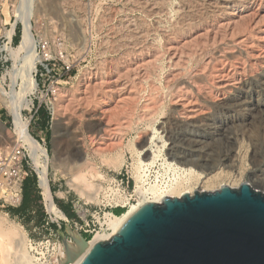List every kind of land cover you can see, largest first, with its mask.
Listing matches in <instances>:
<instances>
[{
  "label": "rangeland",
  "instance_id": "rangeland-1",
  "mask_svg": "<svg viewBox=\"0 0 264 264\" xmlns=\"http://www.w3.org/2000/svg\"><path fill=\"white\" fill-rule=\"evenodd\" d=\"M20 1L0 0V80L7 92L20 63L2 49L14 22L13 47L20 43L23 26L15 12ZM32 5L37 51L43 56L40 45L49 43L50 79L61 80L56 115L40 112L32 135L48 150L55 199L74 218L61 230L47 224L35 173L39 198L28 215H13L0 205L1 224L18 232L10 264H59L60 248L73 245L75 234L91 240L113 207L122 200L135 203L139 153L154 136L159 152L146 186L182 180L194 193L248 182L264 192V184L254 181L264 179V0H32ZM4 108L0 97V121L8 120L10 128L12 117ZM170 129L188 143L173 142ZM9 130L0 123V152L11 144ZM177 151L208 159L213 167L172 160L169 153ZM229 158L235 166L228 165ZM33 167L39 171L34 162ZM188 167L200 177L184 170ZM83 172L91 184L81 182ZM31 243L41 245L38 253ZM17 249L35 256L33 263Z\"/></svg>",
  "mask_w": 264,
  "mask_h": 264
},
{
  "label": "water",
  "instance_id": "water-1",
  "mask_svg": "<svg viewBox=\"0 0 264 264\" xmlns=\"http://www.w3.org/2000/svg\"><path fill=\"white\" fill-rule=\"evenodd\" d=\"M80 264H264V192L244 182L146 203Z\"/></svg>",
  "mask_w": 264,
  "mask_h": 264
},
{
  "label": "bare ground",
  "instance_id": "bare-ground-1",
  "mask_svg": "<svg viewBox=\"0 0 264 264\" xmlns=\"http://www.w3.org/2000/svg\"><path fill=\"white\" fill-rule=\"evenodd\" d=\"M20 2H18V3H20V5L17 6V8L15 9V12H16L18 19H20L23 23L22 40L16 47H13V46L8 47L9 54H10L11 58L17 64L20 63V66H17V68L15 70L16 72H14V73L12 72V78H11L12 84H11V89L9 92H7L4 88V81L0 80V97L3 101V103H5L8 106V108L10 109L12 114L14 115L16 128H15V131L11 132L12 133V136H10L11 143H12L13 135L15 133L16 136H19L21 139H23L29 145L33 162L36 165L37 169L39 168L41 186L44 189V193L47 195H50L51 194L50 180H49V172H48L49 170H48V163H47V161L49 159L48 150L46 148H44L43 145L30 133V131L28 130V123L22 117V115L20 113V109H22V107L24 105L27 106L29 103H31V99L29 98V96L32 92H34V90L37 86V81L35 78V71L38 68V64L43 59V56H41L37 51V40H36V37L34 34V25L32 22L33 15H34L32 0H29V2H28V0H21ZM15 26H16V24L14 22L12 24V29L7 32L8 37L13 36V34L15 32ZM17 77H21V79H22V84H21L19 90L16 89V87H15V85H16L15 79ZM215 84H217V83H215ZM6 96H9L10 98L6 99ZM259 108H261V107L259 106ZM54 114L56 115L55 111H54ZM55 126L56 125H54V128H55L54 135L56 136L58 134V131L56 130ZM7 131H10V130L8 129ZM168 134H169V138L172 139L173 142H178V141H182V142L184 141L185 142V140H186V139H183L182 136L179 137L180 135L177 136L175 133H173V130H171V129H170ZM187 140H186V142L188 143ZM156 141H158L157 137L154 136V137L150 138L142 146L140 153H139L141 155V158L139 159V163L136 167V177H137V181H138L137 186H136L137 187L136 192L139 195L138 202L137 203L136 202L135 203H132V202L127 203V201L124 200L123 204L129 205L128 210H125L120 215H118L116 213L106 214L104 223L106 224L107 228H109V231H105V230L104 231H98L97 233H95L93 235V238L91 240L86 239L87 243H85L83 241V239L81 238V236L79 234H77V235L75 234L76 241L73 243V245L66 243V247L60 248L59 264H80L81 261L83 260V258L89 253V251L98 242H105V241L110 240L118 232V230L122 227V225L138 209H140L146 203H152V202L153 203H160L167 197H181L185 193H193V188H192L193 186L186 184L185 181H182V180L175 181V182H172L170 184H166V183L160 184V183L156 182L154 184L153 183L150 184V186H146L145 177L148 176V172L150 171V168L156 163V159L158 157L157 153L159 152V146L156 144ZM177 152L178 153L175 155L169 153L170 158L172 160L180 161L181 164L187 165L188 163L192 164L195 161H197L200 163V165H201L200 167H202L204 169H210L213 167V163H211L210 160H208V159H202V160L196 159V158H193V156H188L187 153H185L183 151H181V152L177 151ZM234 161H235V159L229 158L228 159V162H229L228 165L230 167L235 166ZM167 164L170 167L175 165V163L173 161L167 162ZM180 169H182V168H180ZM184 170L188 171L191 175L197 174V176H199V177L201 175V173L199 174V172H196V170L193 169V167H188L187 169H184ZM100 175L101 174H99V176ZM81 176L83 178H81ZM81 176L79 177L81 179V182L83 179L85 181L87 180V182L90 183V181L88 180V176H87V174H85V172L81 173ZM261 178L255 177L254 181L263 185L264 179H261ZM85 181H83V182H85ZM139 183H141V184H139ZM84 184L85 183H83V185ZM86 186H87V184H86ZM64 216L68 219V216H66V214H64ZM17 235H18V232H17V229L15 227H6L5 225L1 224V222H0V264H10V255H11V251L13 249H15L13 245L15 244V242L17 240V237H18ZM19 239H20L18 241L19 243L17 242L18 246L20 245V243L23 244V242L25 240V239H23V237H21ZM19 250L20 249H17L16 251L17 252L22 251L20 255L22 256V258L24 260L30 262L32 259V263H33V259L36 258L35 256L30 255V257H31L30 258L25 250H20V251ZM13 251H15V250H13ZM41 263H53V262H50V261L46 262L45 261V262H41ZM41 263H39V264H41Z\"/></svg>",
  "mask_w": 264,
  "mask_h": 264
},
{
  "label": "built area",
  "instance_id": "built-area-1",
  "mask_svg": "<svg viewBox=\"0 0 264 264\" xmlns=\"http://www.w3.org/2000/svg\"><path fill=\"white\" fill-rule=\"evenodd\" d=\"M15 24H16L15 32L13 36L8 37L7 34L5 36L7 42L4 49H2L3 51H8V47L9 46L12 47L14 45V39L17 35L16 29L18 23ZM21 24L23 26L22 22ZM21 34H23V28ZM21 40H22V35H21ZM40 47L44 55H43V59L38 64L37 70L35 71L37 86L34 92L30 94L31 103H29L27 106L24 105L22 109H20V113L22 117L28 123V130L30 131L31 134L34 132L32 128L33 123L34 121L39 120V114L41 110H44L49 114L54 113V109H55L54 102L56 100V96L60 89L59 86L61 83V80L54 81L50 79L51 69L48 63L49 43L42 41ZM9 98H10L9 96H6V99ZM4 105H5L4 109L8 111V113L12 117L11 127L10 128L8 127V123H9L8 120L7 121L1 120L0 123L2 124L3 129L6 130L12 129L13 132L15 131L16 128L14 115L12 114V112L5 103ZM35 173L38 177L39 188L42 190L41 191L42 204L46 212L47 224L56 226L59 230H61L65 225L70 223V219L69 218L67 219L64 216V214H66L65 211L56 202L51 185H50L51 194L47 195L44 193V189L41 186L39 171L35 170L33 167V159L31 156L29 145L19 136H16L14 133L12 138V143L7 146L6 150L0 152V205H3L4 207H14V208L20 207L24 199L25 181L28 177L33 176ZM123 184L124 183H122V185ZM129 185H130V181H128L127 189H129ZM133 192L134 194L132 195V200L133 202L137 203L139 199V195L136 191ZM123 201L124 200H122L121 204L119 203L115 207H113V210L111 212L106 214L116 213L115 212L116 208L123 209V212L125 210H128L129 205L128 204L124 205ZM128 202L130 203V201H127V203ZM100 229L102 231L104 230L109 231V228H107L104 222L100 224ZM84 231L92 233L90 229H84ZM30 245H31L30 248L33 252L36 251L38 253V249L42 248L41 245H38V243L35 246L32 245V243Z\"/></svg>",
  "mask_w": 264,
  "mask_h": 264
},
{
  "label": "trees",
  "instance_id": "trees-1",
  "mask_svg": "<svg viewBox=\"0 0 264 264\" xmlns=\"http://www.w3.org/2000/svg\"><path fill=\"white\" fill-rule=\"evenodd\" d=\"M41 114H43V110H41ZM42 116H44V114ZM45 120L46 119H44L42 117V126L46 128V121ZM36 183H37V179H36V176H34V175L30 176L26 179L25 184H24V199H23L22 205L18 208L10 207V212L13 215L21 214L22 216H26L31 212L34 205L36 204V201L39 198V196L37 194ZM56 202L65 211L66 215L69 218H74V215L70 212V209L68 206L64 205L59 200H56ZM122 213H123L122 209H120V212H116V214H118V215H120Z\"/></svg>",
  "mask_w": 264,
  "mask_h": 264
},
{
  "label": "crops",
  "instance_id": "crops-1",
  "mask_svg": "<svg viewBox=\"0 0 264 264\" xmlns=\"http://www.w3.org/2000/svg\"><path fill=\"white\" fill-rule=\"evenodd\" d=\"M42 127V129H45V127H43V126H41Z\"/></svg>",
  "mask_w": 264,
  "mask_h": 264
}]
</instances>
